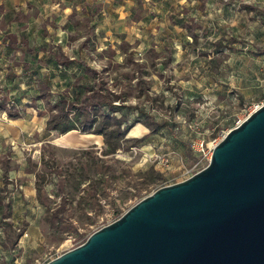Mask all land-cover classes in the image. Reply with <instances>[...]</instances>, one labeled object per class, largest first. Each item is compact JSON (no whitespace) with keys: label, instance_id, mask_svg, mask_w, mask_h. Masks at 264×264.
<instances>
[{"label":"rangeland","instance_id":"rangeland-1","mask_svg":"<svg viewBox=\"0 0 264 264\" xmlns=\"http://www.w3.org/2000/svg\"><path fill=\"white\" fill-rule=\"evenodd\" d=\"M14 20L40 49L60 36L53 52L72 61L55 65L40 49L30 61L47 76L33 100L46 118L38 146L1 132L0 264H45L79 246L202 170L201 150L264 104V0H0V31ZM62 98L75 107L70 119L93 106L94 126L102 113L120 120L119 149L103 155L102 135L96 145H54L51 134H64L47 121ZM136 123L146 137H130Z\"/></svg>","mask_w":264,"mask_h":264},{"label":"water","instance_id":"water-1","mask_svg":"<svg viewBox=\"0 0 264 264\" xmlns=\"http://www.w3.org/2000/svg\"><path fill=\"white\" fill-rule=\"evenodd\" d=\"M45 264H264V104L202 170Z\"/></svg>","mask_w":264,"mask_h":264},{"label":"crops","instance_id":"crops-1","mask_svg":"<svg viewBox=\"0 0 264 264\" xmlns=\"http://www.w3.org/2000/svg\"><path fill=\"white\" fill-rule=\"evenodd\" d=\"M14 9L18 11V8ZM33 23L36 24V22ZM18 28L19 22L14 20L6 23L0 31V102L1 98L13 100L14 110L13 114L8 113L7 115L0 110V136L2 131H7L9 136L15 137L18 135L23 136L21 133L24 132V134H28L31 137L30 140L24 139V142L36 147L40 141V131L46 128V118L43 112H39L37 101L33 103V100L38 98L37 83L41 80L44 81L47 76L46 73L42 72L45 70L42 69L43 67L37 68L33 73L31 67L33 64L30 62L34 57H39L38 52L41 48V43L34 42L30 45L32 38L28 36V31L22 32ZM56 40L54 43L55 48L51 49V52L62 46L60 36ZM44 42L47 45L48 41L44 39ZM40 50H44L45 54L43 55L48 57L46 50L49 49L42 48ZM49 62L57 65L54 61ZM25 68L30 69L26 71L24 70ZM39 115L42 116L41 122ZM129 135L131 138H137L146 137L147 134L143 124L136 123L132 132L130 133L129 131ZM33 136L35 137L34 140L32 139ZM51 136L54 145L74 148L96 145L101 139L100 135L80 134L73 130L60 136L52 133ZM20 140V138H15L10 142H21ZM162 161L160 160V163Z\"/></svg>","mask_w":264,"mask_h":264},{"label":"trees","instance_id":"trees-1","mask_svg":"<svg viewBox=\"0 0 264 264\" xmlns=\"http://www.w3.org/2000/svg\"><path fill=\"white\" fill-rule=\"evenodd\" d=\"M48 54V61H54L57 65H65L69 64L72 60L65 56H59L55 52H51L50 50H46ZM0 108H3L7 104V100L1 98ZM62 108L57 116H53L47 121V129L55 130L59 134H65L72 130H79L85 134H95L102 135L104 137V149L102 151L103 155H113L120 147V140L124 136L125 132L120 130V124L122 123L120 120H116L111 117L109 114L102 113L100 116L102 117L99 124L94 126L96 122V118H94L93 114V106H88L90 108H78L80 112L78 115H75L73 118H69L68 111L69 109H75V107L68 103L64 98L61 99ZM97 103L101 106L105 104L108 105L111 109H113V105L108 104L103 96L97 101ZM84 116L83 119L79 120V117ZM111 121V124L110 122ZM111 127H113L111 129ZM21 236V234H18ZM8 238L6 240V244L9 247H13L15 244V240L12 241L9 239V235L6 236ZM5 238V239H6Z\"/></svg>","mask_w":264,"mask_h":264},{"label":"built area","instance_id":"built-area-1","mask_svg":"<svg viewBox=\"0 0 264 264\" xmlns=\"http://www.w3.org/2000/svg\"><path fill=\"white\" fill-rule=\"evenodd\" d=\"M256 108H258V107H256ZM256 108H255L254 110H256ZM254 110H253V111H254ZM251 113H252V112H251ZM251 113H250V114H251ZM221 140H222V139H221ZM221 140H220V141H221ZM217 144H218V143H217ZM217 144L214 143L212 146L208 147L206 152H205L204 150H201L200 154H201L202 156L206 157L207 159H210V156H211L212 150H213V148H214Z\"/></svg>","mask_w":264,"mask_h":264}]
</instances>
